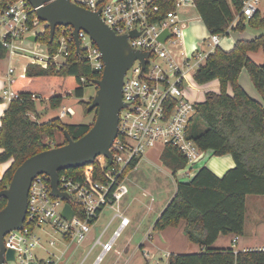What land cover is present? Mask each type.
Returning <instances> with one entry per match:
<instances>
[{
  "label": "trees",
  "instance_id": "1",
  "mask_svg": "<svg viewBox=\"0 0 264 264\" xmlns=\"http://www.w3.org/2000/svg\"><path fill=\"white\" fill-rule=\"evenodd\" d=\"M175 1L155 0L159 5L156 19L174 10ZM194 5L211 34H227L232 25V30L243 31L250 26L263 31L253 39L238 40L229 51L217 46L194 74L198 85L218 80L220 91H208L205 99L196 103L187 128L188 139L212 155H232L235 167L220 177L202 165L191 179L178 182L176 195L154 227L162 231L185 220L189 240L202 247L195 253H170L168 264H264V249L212 248L220 234H244L247 197L264 195V63L257 64L249 55L251 51L264 50V16L260 11L249 19L241 15L233 24L242 10L243 0H194ZM62 28H57L51 42L49 28L38 38L47 45L52 57L48 66L29 63L25 75L14 77L7 84L17 96L9 101L1 117L0 163L13 160V164L0 179V190L10 184L14 172L27 158L52 148L45 138L54 140L57 131L64 135L67 130L73 139H78L93 125L64 123L59 117L40 122L32 117L37 113L38 100H47L51 108H59L65 97L84 98L86 87L101 78L102 74L77 53L75 41L69 42L66 62L61 66L55 64L53 57L61 46ZM7 53L0 41V59ZM244 68L262 101L251 97L239 83ZM229 87L232 93H229ZM5 100L0 94V103ZM160 159L174 175L189 163L181 150L171 144L164 147ZM137 164L138 160L131 162L123 177ZM85 167L62 170L60 175L68 174L79 180ZM95 178L102 180L100 172H95ZM71 203L77 213L75 201ZM6 204V198L1 197L0 210Z\"/></svg>",
  "mask_w": 264,
  "mask_h": 264
},
{
  "label": "built area",
  "instance_id": "2",
  "mask_svg": "<svg viewBox=\"0 0 264 264\" xmlns=\"http://www.w3.org/2000/svg\"><path fill=\"white\" fill-rule=\"evenodd\" d=\"M72 1L91 11H100L101 18L118 35L128 36L132 48L148 52L149 56L145 64L136 59L125 74L123 101L126 106L120 111L118 136L110 148L113 159L110 160L104 155L99 156L93 164L85 167L79 180L68 174H59V189L70 195L69 203L74 210L73 218L67 219L62 216L68 201L52 193L50 177L47 174L38 175L30 187L23 228L13 230L4 237L6 248L15 250V259L6 260L3 264H56L51 256L47 258L39 256L37 248L44 249V246L43 236L37 232L38 229L51 224L56 231L61 230L63 237L68 239L70 244L78 245L87 240L92 225L102 210L107 206L116 205L115 216L121 219L119 228L114 231L110 240L103 242L102 233L94 243V246L98 244L102 246L97 260L102 259L113 249L115 241L130 223V219L121 211L120 202L129 193L123 172L131 162L134 160L139 162L150 150L160 146L164 149L168 144L177 146L187 157L188 166L182 169L186 172L197 169L205 157V151L200 150L187 136V128L197 103L188 97L192 87V82H189L192 78L188 72L195 67L197 71L209 54L219 46L221 35L210 34L209 51L198 47L193 50L192 57L197 60L194 64L191 63L188 54L182 51L181 66L173 52V47L180 46L185 28L177 9L190 3L194 5V0H176V8L159 19H156L159 5L155 0ZM262 1L264 0H243L242 10L237 14L233 24L241 15L249 19L260 11L259 4ZM232 26L228 32L232 30ZM48 28L47 21L37 16L28 0H0V41L11 54H23L30 58V63L47 67L52 58L48 47L37 43L38 40L30 41L27 37L36 35L39 38ZM73 31L72 26L61 29V46L53 57L58 66L67 60L69 42L74 41ZM165 31H168L170 36L162 41L160 36ZM79 38L81 47L79 55L102 74L104 62L99 47L84 30L79 31ZM25 44H28V47ZM14 72V68H10L7 80H2L0 85V94L9 101L17 96L7 87L13 80ZM33 98H37L36 95H33ZM69 114H74L73 108L63 106L61 117ZM96 166L99 170H96ZM95 172H100L102 180L95 178ZM73 200L77 213L71 203ZM49 243L54 245L55 241L50 240Z\"/></svg>",
  "mask_w": 264,
  "mask_h": 264
},
{
  "label": "water",
  "instance_id": "3",
  "mask_svg": "<svg viewBox=\"0 0 264 264\" xmlns=\"http://www.w3.org/2000/svg\"><path fill=\"white\" fill-rule=\"evenodd\" d=\"M37 16L47 21L50 28V42L58 27L72 26L77 53L80 54L79 31L84 30L102 52L104 70L101 78L93 82L97 93L87 110L97 112L90 130L78 139H73L65 130L67 143L41 151L27 158L13 174L10 184L0 190V198L7 204L0 210V264L15 259V250L7 249L4 237L9 232L22 229L27 215L28 197L32 181L40 174L50 177L52 193L68 202L62 216L72 219L74 210L69 203L70 195L59 189L60 171L93 164L99 156L113 159L110 150L118 136L119 114L126 106L123 101V82L126 72L136 59L146 63L148 52H140L131 47L128 36L118 35L101 18L100 11L94 12L72 0H28ZM135 32H133L134 34ZM170 36L165 31L160 39ZM28 40L36 42L38 36L30 35Z\"/></svg>",
  "mask_w": 264,
  "mask_h": 264
},
{
  "label": "rangeland",
  "instance_id": "4",
  "mask_svg": "<svg viewBox=\"0 0 264 264\" xmlns=\"http://www.w3.org/2000/svg\"><path fill=\"white\" fill-rule=\"evenodd\" d=\"M259 9L264 16V1L259 4ZM177 12L180 18L181 16L189 18L194 16V14H198L195 5L192 3L188 4L187 7L180 6L177 9ZM246 30L251 33L257 32L259 34L263 31L260 28L254 29L252 27H247ZM37 43L42 42L37 41ZM42 44L43 47L47 46L45 43ZM25 45L28 47V44ZM199 46L201 50L207 48L206 43L204 45L201 43ZM182 51L183 46L181 45L173 47L175 58L181 66L183 59L180 52ZM192 53L193 51L189 52L188 56L191 58V63L194 64L197 60L192 57ZM7 55V57L0 59V77H2L4 81L7 80L6 72L10 68H14L15 70L13 78L18 77L17 67L21 64L20 57L15 58V55L9 53H7ZM195 71L196 67L188 72L189 77L192 78L189 79V82H192V87L190 89L191 91L188 93V97L192 101L199 102L205 98V87L203 85H198L194 81L193 75L195 74ZM198 89L200 92H198ZM96 93L97 85L91 83L85 89L84 98H78L74 95L65 97L61 107L56 109L51 108L47 100H38L37 113L32 114V117L35 119L37 118L40 122L50 121L59 117L64 123L92 124L95 121L97 112L95 109L88 112L87 107L92 102ZM63 106L73 108L74 114H69L62 118L61 110ZM65 141V135L60 131L56 132L54 140L45 138V142L52 145V147L61 145ZM162 150L163 148L160 146L147 152L146 157L153 161H142L137 169L129 170L128 174L125 176V183L129 188V193L121 200L120 208L122 212L129 215L131 222L125 229H123L120 236L115 241L113 249L104 255L102 259L97 260V256L102 251V246L99 244L94 246L95 240L101 235L105 226H107L111 218L116 214V205L113 207L107 206L103 210L99 220L93 223L92 229L87 236V240L76 245L77 247H74L70 257L66 260V264H145L147 262L150 264H168L166 250L170 252V243L163 240L161 237L162 233L154 227L159 213L163 211L162 209L165 208L164 205H167L166 203L170 200V191L173 189V185H171L173 180L168 173L170 171L164 165L160 164ZM179 172H186V170H180ZM183 174L184 173L181 175ZM250 196L246 216L248 228H251L256 222L264 219V195ZM258 200L260 201V204L255 206ZM129 203H131L130 207H128ZM120 222V218H117L114 221L106 233H104L102 237L103 242L109 240L113 236V232L119 228ZM37 232L44 237V245L47 248V251L56 253L58 256H60L69 245V242L63 239V233L61 230L56 231V228L51 226V224H46L43 229H38ZM50 240H54L56 244L50 245ZM142 245H145L142 247L143 249L141 248ZM257 245L261 247L264 246L263 236ZM144 247H146L148 252L146 255L144 253ZM90 250L91 252L87 256ZM199 251H201V249L198 250V252ZM37 252L44 254L46 253V250L37 248Z\"/></svg>",
  "mask_w": 264,
  "mask_h": 264
},
{
  "label": "crops",
  "instance_id": "5",
  "mask_svg": "<svg viewBox=\"0 0 264 264\" xmlns=\"http://www.w3.org/2000/svg\"><path fill=\"white\" fill-rule=\"evenodd\" d=\"M184 7H187V6H184ZM181 20L185 24L184 35H183L182 42L180 44L181 46H183V51L186 52L187 54H189V52L193 51L196 47L199 48L200 47L199 45L201 43H202V45H204L206 43L207 48L203 49V50L209 51L210 50L209 36L211 33L208 30V28L206 27V25L204 24V22L202 21L200 15L194 14V16H191L189 18H184L181 16ZM247 27H250V26H247ZM247 27L243 31H241V30H230L227 34L221 35V41H220L219 46L221 48H223L224 50L229 51L234 47L235 43L238 40H240V39H253L262 33L261 32L259 34L257 32H252V33L248 32L246 30ZM254 29H256V28H254ZM8 53L11 54L9 51H8ZM249 55L252 58V60H254L257 64L262 65L264 63V50L262 48L259 49L258 51H251L249 53ZM14 57L15 58L20 57V61H21V64H19L17 67L18 75L19 76L25 75L26 67L31 62L30 58L23 55V54L22 55L16 54ZM12 59H14V58H12ZM8 71L6 72V75H7ZM2 80H4V79L2 77H0V81H2ZM239 83L243 86V88L247 91V93L251 97H253L254 99H256L258 101H262V96H261L260 92L258 91V89L255 87L254 83L252 82L250 74L246 68H244L240 73ZM203 86L205 87V94L208 91H215V92L220 91V82L218 80H213L207 84H204ZM228 91H229V93H232V88L229 87ZM198 92H200L199 89H198ZM199 102H201V101H199ZM8 104H9V100H7V99L3 103H0V123H1V117L3 116L4 111L7 108ZM1 152H2V149L0 148V153ZM204 155H205L204 160L200 163V166L197 169H195L193 172H182V173H184L183 175H181L182 174L181 172H178L176 175H174L170 171V169H168L166 167L170 171L168 173L170 174V176L172 177V180H173V182L171 181L172 182L171 185H173V189H172V191H170V200L166 203L167 205L170 203V201L176 195L178 182L191 179L197 173V171L199 170V168L202 165L207 166L216 175H218L220 177L223 176L229 169L235 167V161H234L232 155H230V154H226V155H222V156H214L210 152L205 151ZM142 161L152 162L153 160L152 161L149 160L145 155L142 159H140V161L138 162L137 166L134 169H137L140 166ZM160 161H161V159H160ZM154 163H156V162H154ZM11 164H12V160L6 161L4 163H0V179L3 177L5 171L11 166ZM160 164L163 165L162 161L160 162ZM139 173H142V172H139ZM135 181H137V180H135ZM250 197L251 196L249 195L247 197V200H246V216H247V212H248V204H249V198ZM259 204H260V201L258 200V202L255 204V206L259 205ZM167 205H164L165 208L167 207ZM130 206H131V203L128 204V207H130ZM164 209H162V210L164 211ZM103 210H102V212H103ZM163 211H161V213H159L158 218L160 217V215L162 214ZM102 212H101V214L97 220H99V218L101 217ZM122 213L130 219L129 215H127L125 212H122ZM117 218H119V217H116L114 215L113 218H111V220L107 224V226H105L102 233H106V231L109 229V227L114 223V221ZM158 218H157V220H158ZM186 225H187V222L185 220H181L177 226L169 227L165 230L160 231L162 233L161 234L162 239L166 240L170 243V252L168 250H166L167 256L170 253H187V252L191 253V252H198V250L202 249V247L199 244L191 242L189 240L188 236L185 233ZM262 236L264 237V219H261L260 221L256 222L255 225H253L251 228H248L247 219H246L245 231H244L243 235H238L235 233H231L228 235L220 234L218 236V238L216 239V241L214 242V244L212 245V248H215V249L234 248L238 251L239 250H248V249H264V246L261 247V246L257 245ZM63 239H65L67 242H69V245H68L67 249L65 251H63L60 256H58L56 253L47 251V248L44 245V237H43V246H44V250H46V253H44V254L39 253V256L42 258H47V257L51 256L52 258L55 259L56 264H66V260L70 257V254L74 250V247H77V246H76V244H70V241L68 239H66L64 237H63ZM235 239H236V242H235ZM55 244H56V242H55ZM143 246H145V245H142L141 248ZM144 248H145L144 253L146 255V254H148V252H147L146 247H144ZM139 264H143V263H139Z\"/></svg>",
  "mask_w": 264,
  "mask_h": 264
},
{
  "label": "bare ground",
  "instance_id": "6",
  "mask_svg": "<svg viewBox=\"0 0 264 264\" xmlns=\"http://www.w3.org/2000/svg\"><path fill=\"white\" fill-rule=\"evenodd\" d=\"M0 85H1V81H0Z\"/></svg>",
  "mask_w": 264,
  "mask_h": 264
}]
</instances>
